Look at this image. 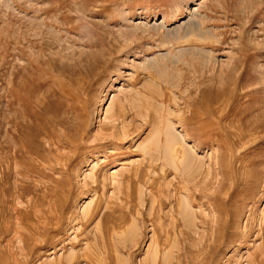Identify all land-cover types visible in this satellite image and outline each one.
Segmentation results:
<instances>
[{
  "label": "rangeland",
  "instance_id": "374dc122",
  "mask_svg": "<svg viewBox=\"0 0 264 264\" xmlns=\"http://www.w3.org/2000/svg\"><path fill=\"white\" fill-rule=\"evenodd\" d=\"M0 264H264V0H0Z\"/></svg>",
  "mask_w": 264,
  "mask_h": 264
},
{
  "label": "bare ground",
  "instance_id": "6f19581e",
  "mask_svg": "<svg viewBox=\"0 0 264 264\" xmlns=\"http://www.w3.org/2000/svg\"><path fill=\"white\" fill-rule=\"evenodd\" d=\"M177 42H178V41H177ZM187 42H188V41H187ZM187 42H186V43H187Z\"/></svg>",
  "mask_w": 264,
  "mask_h": 264
}]
</instances>
